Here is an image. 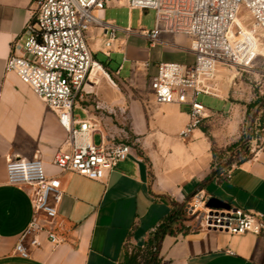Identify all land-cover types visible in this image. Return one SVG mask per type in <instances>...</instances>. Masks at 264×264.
Wrapping results in <instances>:
<instances>
[{"label": "crops", "instance_id": "crops-1", "mask_svg": "<svg viewBox=\"0 0 264 264\" xmlns=\"http://www.w3.org/2000/svg\"><path fill=\"white\" fill-rule=\"evenodd\" d=\"M35 2L0 0V264H122L129 245L145 248L173 204H188L197 193L264 218V145L227 174L215 177L204 132L181 138L190 122V111L182 110L186 105L157 104L151 91L149 106L133 118L132 154L105 179L60 172L53 161L68 147L57 114L17 74L6 71L12 43L24 31ZM127 4L128 0H122L95 11L117 28L110 57L106 56L104 29L91 28L88 40L96 58L102 53L111 61L114 53L122 54L123 62L131 63L129 78L134 74L152 78L161 63L194 64L191 39L186 36L163 34L151 43L140 36L141 30L131 27L130 19L124 25L120 14L132 11ZM154 49H158L156 53ZM188 55L194 60L186 61ZM123 69L121 64L117 73ZM95 77L96 85L106 80H100L97 70L91 79ZM86 112L99 133L117 142L115 135ZM36 156L48 175L59 177L62 183L63 199L55 226L61 243L55 247L41 234L40 247L31 248L30 257L23 258L15 248L33 219L30 190L9 185L6 166L9 159ZM159 258V264H264V230L243 235L201 228L175 230L163 239Z\"/></svg>", "mask_w": 264, "mask_h": 264}, {"label": "built area", "instance_id": "built-area-1", "mask_svg": "<svg viewBox=\"0 0 264 264\" xmlns=\"http://www.w3.org/2000/svg\"><path fill=\"white\" fill-rule=\"evenodd\" d=\"M122 0H36V9L22 34L12 43L6 71L19 76L34 93L57 114L67 133L65 151L56 154L53 164L60 172H71L101 181L133 152L127 143L110 141L102 135V145L94 144L97 124L79 120L74 109L84 93L94 86L92 74L109 81L110 74L98 62L89 44L93 26L104 29L105 48L110 57L117 28L95 15L110 4ZM128 8L155 11L153 30L142 29L140 36L151 43L162 34L182 35L191 39L193 65L161 63L151 78L150 89L157 104H180L190 107V122L181 132L189 139L210 115L197 101L201 94L218 97L217 74L221 67L251 68L256 60V37L264 36V0H128ZM252 20L251 35L238 23L242 9ZM241 20V19H240ZM243 22V21H242ZM244 23V22H243ZM26 56H29L26 57ZM111 83V82H110ZM7 182L28 188L33 219L22 234L15 252L30 257V249L41 245L40 235L59 246L56 232L58 206L63 199L59 177L49 176L38 156L33 159H9ZM209 198L195 194L187 204V213L197 219V228L226 231L232 235L261 234L262 215L243 209L213 210L206 207ZM28 242L29 246L25 245Z\"/></svg>", "mask_w": 264, "mask_h": 264}, {"label": "rangeland", "instance_id": "rangeland-1", "mask_svg": "<svg viewBox=\"0 0 264 264\" xmlns=\"http://www.w3.org/2000/svg\"><path fill=\"white\" fill-rule=\"evenodd\" d=\"M155 16L153 10L145 12L134 9L131 13L128 10L123 11L120 19L124 20V25L126 20L130 19L131 27L140 31L153 29ZM240 19H238L239 24L252 27V20L245 8L242 9ZM247 26L244 27L245 32L251 35V30ZM262 36L263 34L259 32L256 37L258 44L255 52L258 57L251 68L221 67L217 74L218 97L204 94L198 96L197 101L207 109L210 117L195 132L202 130L209 141L213 155L212 172L218 170L220 174H227L264 145V39ZM186 38L190 40L189 37ZM157 50L154 49L153 53ZM188 57L186 61L194 60L193 55ZM96 59L108 69L112 83L105 80L94 86L92 90L88 88V92L84 93L77 102L74 115L79 120H88L86 110H89L107 132L115 135L117 143L132 145L133 118L143 108L149 106L152 100L151 78L135 74L129 78L131 63L123 62L122 54L114 53L112 60L109 61L102 53H98ZM121 64H124V69L118 74L117 70ZM91 81L96 85L98 79L95 77ZM182 110L189 112L190 107L186 105ZM102 139L101 133H96L93 138L94 144L100 147ZM197 223V219L187 213V205H184V214L176 224L175 230L189 231L197 228ZM127 251L129 255H138L140 264H145L143 253L137 246L129 245Z\"/></svg>", "mask_w": 264, "mask_h": 264}, {"label": "trees", "instance_id": "trees-1", "mask_svg": "<svg viewBox=\"0 0 264 264\" xmlns=\"http://www.w3.org/2000/svg\"><path fill=\"white\" fill-rule=\"evenodd\" d=\"M213 176H217L220 172L213 171ZM184 205L187 204H173V210L170 215L160 224L152 237L149 239L145 248L138 247V250L143 253L145 264H159L160 263V250L163 239L167 235H172L175 232V226L180 221L184 214ZM128 247L125 251L123 264H140L138 255H129ZM142 257V258H143Z\"/></svg>", "mask_w": 264, "mask_h": 264}, {"label": "water", "instance_id": "water-1", "mask_svg": "<svg viewBox=\"0 0 264 264\" xmlns=\"http://www.w3.org/2000/svg\"><path fill=\"white\" fill-rule=\"evenodd\" d=\"M206 207L213 210H231V206L227 204L226 202L216 198L212 197L208 200L206 203Z\"/></svg>", "mask_w": 264, "mask_h": 264}, {"label": "bare ground", "instance_id": "bare-ground-1", "mask_svg": "<svg viewBox=\"0 0 264 264\" xmlns=\"http://www.w3.org/2000/svg\"><path fill=\"white\" fill-rule=\"evenodd\" d=\"M262 38L264 39V36H262Z\"/></svg>", "mask_w": 264, "mask_h": 264}]
</instances>
